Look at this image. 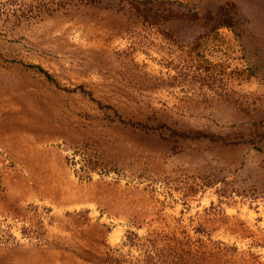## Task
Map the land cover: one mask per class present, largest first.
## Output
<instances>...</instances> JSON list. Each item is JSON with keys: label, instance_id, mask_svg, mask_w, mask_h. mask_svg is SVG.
<instances>
[{"label": "rangeland", "instance_id": "obj_1", "mask_svg": "<svg viewBox=\"0 0 264 264\" xmlns=\"http://www.w3.org/2000/svg\"><path fill=\"white\" fill-rule=\"evenodd\" d=\"M0 264H264V0H0Z\"/></svg>", "mask_w": 264, "mask_h": 264}]
</instances>
